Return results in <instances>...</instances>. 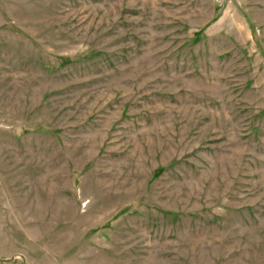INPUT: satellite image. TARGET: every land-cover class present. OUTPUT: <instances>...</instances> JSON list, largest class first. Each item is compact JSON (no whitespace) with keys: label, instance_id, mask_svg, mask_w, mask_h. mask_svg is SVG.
<instances>
[{"label":"rangeland","instance_id":"rangeland-1","mask_svg":"<svg viewBox=\"0 0 264 264\" xmlns=\"http://www.w3.org/2000/svg\"><path fill=\"white\" fill-rule=\"evenodd\" d=\"M0 264H264V0H0Z\"/></svg>","mask_w":264,"mask_h":264}]
</instances>
